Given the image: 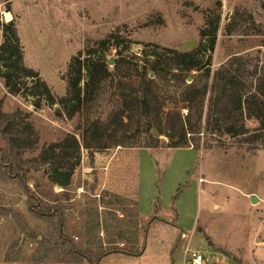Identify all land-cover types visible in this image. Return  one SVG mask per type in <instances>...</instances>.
<instances>
[{
	"label": "rangeland",
	"instance_id": "obj_1",
	"mask_svg": "<svg viewBox=\"0 0 264 264\" xmlns=\"http://www.w3.org/2000/svg\"><path fill=\"white\" fill-rule=\"evenodd\" d=\"M213 15H220L221 20L212 73L229 66L234 58H241L254 82L250 72L254 68L264 70V0H0V25L15 20L24 46L25 63L38 70L59 97L66 94L63 74L71 58L79 51L85 53L87 48L95 47L101 39L115 34L131 41L130 49L123 52L133 62L142 64L137 58L152 50L186 51L197 47L202 30ZM228 24L232 25L228 27ZM118 49L112 47L106 53L112 71L116 69L115 60L120 57ZM164 91L168 109L182 105L179 93L174 98L172 90ZM0 100L5 113L19 109L30 113V120L39 132L35 149L27 151L24 160L38 158L43 148L63 140L69 133L80 139L89 117L87 113L72 119L60 117L56 114L58 105L13 95L2 78ZM114 105L112 90L108 89L93 116L106 119ZM4 145L0 135V146ZM247 146L228 140L224 147L196 150L194 160L191 150L182 151L174 160L175 149L181 148L153 149L151 157L147 153L143 158L142 171L137 170L138 152L147 148L119 150L116 147L93 155L83 149L81 164L74 173H67L68 186L60 185L59 171L48 165L31 168L28 185L44 203L42 207L60 206L64 210L66 232L79 244H85L90 240L86 233L90 214L95 209L111 218V228H116L112 223L119 220L132 225L137 218L138 185L144 186L146 196L157 191L155 202L161 205L163 201L168 203L166 198H169L170 206L177 199H183L185 190L196 181L198 219L193 231L188 227V233L175 228V211L161 212L156 221L148 218L139 223L138 247L145 245L143 255H111L100 264H183L187 247L205 254L207 264H264V147L251 150ZM192 160L193 165L186 169ZM152 161L156 176L150 171ZM35 164L39 165L38 160ZM169 171L175 172L176 180H185L175 189L173 197L168 195L163 199L162 190L165 192L167 188L163 180ZM0 193L5 197L4 204L12 209L1 220L0 264H34V255L44 248L42 239L57 234L59 219L36 215L30 205L34 199L13 180L1 183ZM253 198L257 201L253 202ZM190 199H195L193 193ZM101 235L103 241H108L107 234ZM117 243L122 245L121 241Z\"/></svg>",
	"mask_w": 264,
	"mask_h": 264
},
{
	"label": "trees",
	"instance_id": "obj_2",
	"mask_svg": "<svg viewBox=\"0 0 264 264\" xmlns=\"http://www.w3.org/2000/svg\"><path fill=\"white\" fill-rule=\"evenodd\" d=\"M220 20V15L210 17L197 47L186 51L152 50L137 58L142 64L133 62L123 52L130 49L131 41L115 34L101 39L95 47L87 48L85 53L79 51L71 58L63 74L66 94L60 97L38 70L25 63L24 46L15 20L0 25L3 35L0 78L8 91L22 95L25 100L44 99L51 106L58 105L56 114L60 117L72 119L86 113L90 117L85 121L80 139L69 133L63 140L43 148L38 158L24 160V154L35 149L39 132L30 120V113L20 109L5 113L0 100V135L5 142L0 146V184L11 180L19 183L25 194L34 199L30 205L36 215L59 219L57 234L42 239L44 248L34 255V264L45 261L100 264L111 255L139 257L146 249L145 245L138 247V226L142 221L137 212L138 200L135 216L140 219L136 218L132 225L119 220L112 223L116 228H111V218L95 209L90 214L86 233L90 240L79 244L66 232L64 210L60 206L42 207L44 203L28 185L31 168L48 165L62 173H74L81 164L83 149L90 155L116 147L201 150L224 147L228 140H234L241 147L248 145L251 150L264 147V70L254 68L250 72L253 82L243 59L234 58L229 66L212 73ZM121 45H124L122 49ZM112 47L119 48L120 54L115 60V71L110 70L106 57ZM108 89L112 90L114 110L106 119L94 117V109ZM164 90H172L174 98L179 93L182 105L168 109ZM155 128L168 141L155 136ZM4 200L0 193V235L1 220L12 211ZM160 207L156 201L155 212ZM130 230L132 234L126 235ZM101 234H107L108 241H103ZM126 240H129L127 245Z\"/></svg>",
	"mask_w": 264,
	"mask_h": 264
},
{
	"label": "crops",
	"instance_id": "obj_3",
	"mask_svg": "<svg viewBox=\"0 0 264 264\" xmlns=\"http://www.w3.org/2000/svg\"><path fill=\"white\" fill-rule=\"evenodd\" d=\"M122 148H119V150ZM118 150V149H117ZM185 150H191L192 152H189L192 157L193 160L196 156V150H192V149H175V157L174 160L178 159L181 155L182 151ZM150 149H140L138 152V158H137V167H138V171H142L143 168V158L146 157V154L149 153L150 154ZM151 157V154H150ZM173 160V161H174ZM191 161L190 164L187 166L186 165V169H190L191 166L193 165L194 161ZM148 169V168H147ZM150 171L156 176V167L154 162L152 161V167L150 169ZM167 176L166 178L163 180V185H166V191L163 192L162 190V196L164 199V196H172L175 193V189L178 187V185L185 180V178H180L178 180H176V176H175V172H167ZM140 177V174L138 175ZM172 181V183L169 184V182ZM139 186V195H138V205H137V209H138V213L141 217V220L144 219H148V218H152L154 221H156L154 218L158 219V217H160V213L164 212V211H170L171 213H173V211H175V213L177 214L176 217V223H175V228H180L182 230V232H189L188 228H191L190 231H193V228L197 222V214H198V185L196 181H192V184L190 186L189 189L185 190V193L183 195V199H177V201L175 203H172L169 206V198L167 200L166 198V202L165 203L163 201V205L160 204V210L158 212L156 211L155 208V200L158 196V192L154 191L152 195L150 196H146L144 194V186ZM170 186H173L172 189H170ZM191 193H193L195 195V199L191 200L190 199V195ZM188 203V204H187ZM156 214L157 217H153ZM188 227V228H187ZM144 254V253H143ZM126 257V256H124ZM140 257V256H139ZM172 257V254H171ZM168 259V257H166ZM127 261V260H126Z\"/></svg>",
	"mask_w": 264,
	"mask_h": 264
},
{
	"label": "built area",
	"instance_id": "obj_4",
	"mask_svg": "<svg viewBox=\"0 0 264 264\" xmlns=\"http://www.w3.org/2000/svg\"><path fill=\"white\" fill-rule=\"evenodd\" d=\"M183 264H207V260L201 251L187 247Z\"/></svg>",
	"mask_w": 264,
	"mask_h": 264
},
{
	"label": "water",
	"instance_id": "obj_5",
	"mask_svg": "<svg viewBox=\"0 0 264 264\" xmlns=\"http://www.w3.org/2000/svg\"><path fill=\"white\" fill-rule=\"evenodd\" d=\"M113 61L114 60H111V63H113ZM154 134L157 137L161 136V134H160V132H159V130L157 128L154 129ZM57 179L59 180V183H60L61 186H68L70 184V179H69V176H68L67 173H62V172L59 171L58 174H57ZM255 201H257V198H253V202H255ZM181 237H183V234L180 235V238ZM176 247H177V245H176ZM172 255H173V253H172ZM171 258H172V261L174 263L173 256Z\"/></svg>",
	"mask_w": 264,
	"mask_h": 264
},
{
	"label": "bare ground",
	"instance_id": "obj_6",
	"mask_svg": "<svg viewBox=\"0 0 264 264\" xmlns=\"http://www.w3.org/2000/svg\"><path fill=\"white\" fill-rule=\"evenodd\" d=\"M9 16H10V14H9Z\"/></svg>",
	"mask_w": 264,
	"mask_h": 264
}]
</instances>
